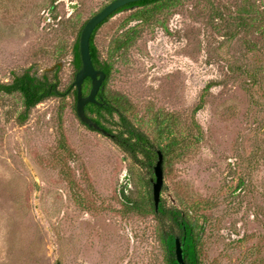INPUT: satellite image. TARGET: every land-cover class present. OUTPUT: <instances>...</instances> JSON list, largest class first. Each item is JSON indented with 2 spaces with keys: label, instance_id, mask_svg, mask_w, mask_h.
Instances as JSON below:
<instances>
[{
  "label": "rangeland",
  "instance_id": "1",
  "mask_svg": "<svg viewBox=\"0 0 264 264\" xmlns=\"http://www.w3.org/2000/svg\"><path fill=\"white\" fill-rule=\"evenodd\" d=\"M112 1L0 0V83L60 64L64 94L21 125L22 96L0 92V264H167L149 169L75 109L79 31ZM168 3L99 29L107 93L170 153L161 198L197 219L201 264H264V0Z\"/></svg>",
  "mask_w": 264,
  "mask_h": 264
},
{
  "label": "trees",
  "instance_id": "2",
  "mask_svg": "<svg viewBox=\"0 0 264 264\" xmlns=\"http://www.w3.org/2000/svg\"><path fill=\"white\" fill-rule=\"evenodd\" d=\"M173 0H143L135 3L126 5L115 13L125 11V9L135 10L138 8H145L151 5L156 6L158 3H171ZM168 3V4H169ZM115 13L111 16L114 17ZM111 17L100 24L94 31L91 38V56L93 64L97 70H101L106 74V81L104 83V90L100 92L101 99H98L100 104L89 103L85 107V112L89 118H91L96 124L101 126L114 136L113 141L122 149V151L127 154L135 163H140L141 165L147 167L152 178H148L145 186H147L146 194L141 197L143 200L141 207L145 210L142 211L143 214L152 215L157 221V230L159 238L161 239L166 251V262L167 264H179L175 253L176 239L180 238L184 242L185 249V261L187 264H201L200 254L198 250L199 240L201 238V233L196 234V223L197 219L192 221L190 219V214L187 211L180 210L174 205H167L165 201L161 200L159 210H156L155 201L153 197V184L152 179H154V171L152 166L156 164L158 160V151H161L164 156V167L169 159V154L166 150L161 148V146L156 145L151 137L143 131V129L134 123V121L127 114V109H124L121 102L123 99L120 97H113L111 94L107 93V85L109 79L111 78V67L109 63L100 60L98 48L95 45V38L99 29L107 23ZM242 21L241 23L245 22ZM87 23V22H86ZM85 23V24H86ZM81 27L79 31V36L77 42L74 46V66L76 68V74L82 68V61L80 57L79 41L81 32L85 26ZM261 28V27H260ZM259 28V29H260ZM61 65L54 66L44 75L38 76L37 73H32V69L24 71L21 75L13 72V82L10 84L0 83V92L6 94L19 93L23 98L24 109L19 115L18 119L20 124H24L28 121L31 111L40 103L52 97H62L64 94H60L58 90L59 79L58 72ZM50 72L53 73L54 81L49 78ZM91 81L88 78L83 86V95L86 96L91 90ZM76 100L75 109H77V95L78 91L75 87L73 91ZM77 111V110H76ZM117 115L119 122L110 120ZM110 117V118H109ZM109 124L118 126V130L113 131ZM85 126H87L85 124ZM88 127V126H87ZM89 128V127H88ZM160 131L163 132L161 125L159 126ZM164 131L168 129V126L163 127ZM176 144V145H174ZM174 146L182 147L183 144L179 140L173 142ZM141 157V158H140ZM151 187V189H150ZM127 191V189H126ZM123 200L126 202L127 206L133 209L139 206L138 203H133L132 200L124 193L121 192ZM138 208V209H140Z\"/></svg>",
  "mask_w": 264,
  "mask_h": 264
},
{
  "label": "water",
  "instance_id": "3",
  "mask_svg": "<svg viewBox=\"0 0 264 264\" xmlns=\"http://www.w3.org/2000/svg\"><path fill=\"white\" fill-rule=\"evenodd\" d=\"M143 0H114L108 5H106L99 13L92 16L87 23L85 24L79 41V50L80 57L82 61V68L76 74L74 86L77 88V115L80 120L86 124L92 130L100 131L106 136H111L108 131H105L104 128L96 124L91 118H89L85 112V107L89 103L100 104L97 100L98 92L100 91L101 85L106 78V74L97 70L93 64L91 54V38L96 30V28L104 23L108 17H111L117 10L120 8L129 5L131 3H135ZM50 71V70H49ZM90 78L92 81V89L88 96L83 95V86L85 80ZM102 105V104H100ZM154 169V179H152L153 184V197L155 201L156 210H159L161 204V193L164 187V156L161 151H158V160ZM37 187L38 184H37ZM175 253L176 258L179 264H187L185 261L184 242L181 241L180 238L176 239L175 244Z\"/></svg>",
  "mask_w": 264,
  "mask_h": 264
},
{
  "label": "flooded vegetation",
  "instance_id": "4",
  "mask_svg": "<svg viewBox=\"0 0 264 264\" xmlns=\"http://www.w3.org/2000/svg\"><path fill=\"white\" fill-rule=\"evenodd\" d=\"M126 10H129V9H125V11ZM122 12H124V11H122ZM119 13H121V12H119ZM119 13H115V15H117V14H119ZM114 15V16H115ZM88 79V78H87ZM86 79V80H87ZM90 79V78H89ZM86 80H85V82H86ZM90 81H91V79H90ZM105 81H106V78H105V80L103 81V83H102V85H101V88H100V91L98 92V95H97V100L98 99H101L102 97L100 96V92H102L103 90H104V83H105ZM85 84V83H84ZM91 85H92V81H91ZM91 89H92V86H91ZM91 91V90H90ZM90 94V92L86 95V96H88ZM100 104H102V103H100ZM103 105V104H102ZM87 106V105H86ZM96 131V130H95ZM97 132H100V131H97ZM101 133V132H100ZM101 134H103V133H101ZM104 135V134H103ZM111 135V134H110ZM108 137H110V138H114V136L112 135V137L111 136H108ZM157 163V162H156ZM156 165V164H155ZM155 165H153L152 166V169L155 167ZM153 171H154V169H153Z\"/></svg>",
  "mask_w": 264,
  "mask_h": 264
}]
</instances>
